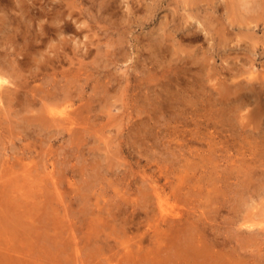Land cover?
Here are the masks:
<instances>
[{"label": "rangeland", "instance_id": "obj_1", "mask_svg": "<svg viewBox=\"0 0 264 264\" xmlns=\"http://www.w3.org/2000/svg\"><path fill=\"white\" fill-rule=\"evenodd\" d=\"M80 1L77 0V4L82 7L86 5L87 7L84 6L83 8L88 13L84 16V22L81 23L84 27L81 26L83 30L77 26L78 24H74L76 26L73 27L72 31L64 32L63 35L65 37L68 38L69 36V41L66 44V46L68 45L67 50H70L69 52L73 55L74 52L84 45V41L89 42L102 36L100 43L104 47H101V52L104 50L103 56L100 52L98 55L94 54V56L91 55L83 59L82 62L84 63L80 71L82 73L81 77L74 76L73 78V73L66 75L65 78L61 73H47L46 77L44 76L31 83L37 88L52 89L50 91L60 94L64 90H68L75 95V103L67 109L73 110L79 107L81 110L83 108V113L81 112L80 114L84 118L82 124L75 126L82 132L76 134L74 130L63 129V131L55 127H46L41 130L36 126L27 128L25 131V122L22 119V114L18 116L10 115L9 117L0 113V122H2L0 129L3 132L1 140L5 142L3 144L0 140V169L4 170L3 175L7 179L5 180L2 177V180L7 183H2L0 196V216L3 215L5 221L4 227L1 226L0 232L2 234H0V259L6 257L11 264H158L159 262V264H164L166 257L174 254V259L171 260L172 262L170 261L171 264H264V91L259 96L261 98L259 99L260 101L253 103L251 100H254L255 97L254 95L252 97L248 95L251 93V89L247 91V85L244 84L251 86L254 91L261 89L260 83L264 76V52L259 48V45H262V41H264V26H262L264 24H261L260 28L255 27L254 33L248 28H234L233 31L226 30V34H224L226 36L222 35L226 39H222L215 28L222 29L229 22L225 18L227 17V9L225 10V7L228 8V0L212 1L214 6L212 5L211 10L215 14L214 24L217 26L213 29L214 31L209 32V34L211 33L210 35L206 30L200 28V26L203 27L200 23V14L203 17L204 11L191 10L183 0H144L143 11L129 8L126 0H122L124 2L116 0V3L115 0H112L111 3L113 5L109 6L108 12H103L105 16L97 4H92L90 0H83L82 3ZM261 2L262 6H264V0H261ZM262 6L258 8L259 11L256 8L258 12L255 15L257 17L261 16V13L262 15L264 14V7ZM191 12L195 15L194 19L189 16ZM1 13L0 17L2 16ZM173 16L176 23H181L179 24L180 26L189 24V28L185 26V29L177 30V33L171 32L173 36L176 34L175 38L167 31V36L171 38L163 40L165 42L163 44L165 50L161 55L157 56L154 52L151 53L150 37L157 35L156 33H160L161 30L162 32L165 31L166 29L164 28H158L164 27L168 21L169 23L171 22L169 28L174 31L175 22L172 20ZM216 18L220 20L218 21ZM140 20L148 21L147 25L139 24ZM0 21L2 22H0V28L2 27L0 32V52L5 54L6 57H10L13 56L11 53L15 46L10 39H12L11 36L14 34L8 35V17H6L5 22L3 20ZM220 21H222V25ZM93 25H97V27L92 28ZM10 27L12 26L10 25ZM188 29H192L193 33L185 34L184 32ZM91 31L93 32L92 35ZM194 31H197L201 36L195 35ZM244 31H246V34ZM99 32H104V36L101 35L102 33L99 35ZM229 32L230 34L227 35ZM1 33L3 35L7 33V37ZM231 35L233 38L239 39L236 41L232 39ZM247 35L249 36L247 37ZM54 37L51 46L55 45L61 38L59 36L56 39L55 35ZM2 38L6 39V41ZM172 38L175 40L168 43V41H172ZM75 39H80L79 41L82 44L77 45L79 41ZM230 39L232 42H230ZM240 39L241 41H239ZM1 42L4 44H1ZM253 45L255 47H251ZM137 47L142 50V55H139L141 51H136ZM169 50H172V52H169ZM123 54L126 56H123ZM245 57L249 58V60ZM73 61L74 63H70L66 60L64 67L74 68L79 65L76 64L77 60L73 59ZM91 62L92 64H90ZM179 66L181 69H179ZM236 68L239 69V72L236 71ZM253 69L254 71L251 72ZM146 70L150 74H147ZM142 71L145 73H142ZM156 74L158 75L156 76ZM169 75L170 77H168ZM126 77H129L127 86L124 80ZM184 77L187 79H184ZM221 80L222 82H220ZM45 81L48 82L46 83ZM201 81L204 83L201 84ZM228 81L230 83L226 84ZM233 82L235 85H231L234 84ZM237 82L243 83L245 88H241L244 85L240 84V87ZM119 84L122 85L120 89ZM182 84L188 85L183 86ZM223 84H225L224 87H222ZM164 85L167 87H164ZM189 85L190 87L193 86L190 90L188 89ZM152 86L154 87L152 88ZM198 86H201V88L199 89ZM219 86L220 88H218ZM225 88L230 89V91L227 89L226 92ZM180 90H182L181 95L179 93ZM183 90L187 92L184 93ZM188 91L193 92L189 94L190 92ZM247 92H249L248 96L246 95ZM76 93L78 96H76ZM209 93L213 95H209ZM237 93L242 95L239 101L236 100ZM167 94L171 96L169 97ZM166 98L168 99L166 100ZM181 98L188 99L186 104L185 100ZM221 98L223 99L221 100ZM232 99H235V101ZM187 102L190 103V106L187 105ZM209 102L214 103V105L209 107ZM240 102L241 104L243 102L242 105L245 108ZM237 103H239L240 107L239 105L237 106ZM182 104L183 106H181ZM226 105L228 108L225 107ZM245 105L249 106L250 109L248 108V110ZM62 107L60 106L59 108ZM211 107L213 110L210 109ZM229 107H232V109ZM251 108L252 110L256 108L255 112ZM202 109L205 110V113ZM226 109L229 112L224 111ZM230 110L238 112H233L234 118L230 117L233 114ZM228 113L230 114L229 116ZM216 115L219 117H216ZM243 120L246 123L249 120L251 122H249L250 125L242 122ZM253 123L254 125H252ZM33 132L37 134L35 135ZM78 134L82 136L79 138ZM47 136H50L49 141ZM32 164L35 168H33ZM193 175L194 178H192ZM187 176L190 177L187 178ZM45 177L46 179H44ZM202 177L206 181L202 180ZM179 179H182L183 185H181L182 183L180 184V181L178 182ZM207 181H210V183ZM214 181L217 183L215 184L216 186L213 184ZM29 182L36 184V187ZM207 183L209 184L207 185ZM51 185L52 187H50ZM182 186L184 188L188 187V189L185 190ZM210 186L213 188H210ZM12 187L14 190L11 189ZM141 187L144 190H139L138 192ZM55 189H58V191ZM148 189L151 193L154 191L153 196L148 192ZM156 192L164 197L162 198V207L159 206ZM3 193L5 194L3 195ZM11 194H13V198H10ZM23 195L26 196L23 197ZM59 195L62 196L59 197ZM190 195H192V199ZM227 196L236 205L234 207H238L237 212L235 211L236 209H233L234 207H229L231 199L230 201L226 200ZM237 198L239 201H236ZM123 200L126 202L124 203ZM144 200L148 204L144 205ZM45 204H47V208ZM123 206L126 207L124 208ZM29 207L37 218L31 219L28 217L26 211H29ZM46 210L48 211L46 212ZM162 210H164L165 214L167 213V216H165L166 221H162L164 216ZM201 212L202 214H198ZM231 212H234L233 215ZM177 213L178 215H176ZM124 216L129 219L126 220L127 218ZM178 216L181 217L179 218ZM15 219L18 224L14 222ZM203 219L204 221H202ZM28 220L33 221L35 227H32V230L34 229V231L30 230V232H27V236L25 233L23 235L19 234V237L14 235V230L19 228L22 231L23 228L21 226ZM124 220H126V224H124ZM173 220H176L182 229L185 227L180 232L181 234H178V236H181V238L179 237L180 240H172L175 245H173V242L167 241V239H172V236L168 235L169 233L165 235L169 226L168 223ZM45 221H50V224ZM250 223L254 224L253 228ZM230 224H232V227ZM249 224L250 226H248ZM133 225H137V227ZM199 226L203 227L200 228ZM247 226L252 229L247 228ZM70 227L71 229L73 228V232ZM124 227L126 230L123 229ZM193 227L198 229L192 232ZM253 230L255 231L252 232ZM43 231L45 235L47 234L46 237ZM229 233L234 234H232L233 236L231 235L233 238ZM203 235L205 236L203 237ZM228 235L229 239L232 238L234 241H231V239L229 241ZM191 238L193 239L192 246L188 242V240L191 241ZM41 239L42 241H40ZM216 243L221 246L216 245ZM14 244L18 248L15 250L16 252L13 251ZM231 245H237L239 249H237L238 247H231ZM30 246L31 249H29ZM180 247L184 248L182 255L178 252ZM198 247L200 248L199 251H197ZM54 248H57V251ZM177 252L180 255H177ZM194 255H196V259Z\"/></svg>", "mask_w": 264, "mask_h": 264}, {"label": "bare ground", "instance_id": "obj_2", "mask_svg": "<svg viewBox=\"0 0 264 264\" xmlns=\"http://www.w3.org/2000/svg\"><path fill=\"white\" fill-rule=\"evenodd\" d=\"M90 1H92V4H97L98 6H99V8L102 10V14H103V12H108V10H109V6H112L113 4L111 3V1L112 0H90ZM122 1V0H121ZM127 1V6L129 7V8H132V9H134V10H142V9H144V0H126ZM187 5H188V7L191 9V10H194V9H197V10H201V12L202 11H204V14H203V17H201V14H200V23L202 24V26L203 27H201L200 26V28H203L204 30H206V32H208V34H209V32H211L216 26H215V24H214V18H215V14H213L212 13V10H211V8H212V5H213V3H212V1H214V0H183ZM225 1V0H224ZM83 2V0H81L80 1V3H82ZM122 2H124V1H122ZM216 2V1H215ZM214 2V3H215ZM115 3H116V0H115ZM221 3V2H220ZM224 3H226V2H224ZM228 8H226L225 7V10L227 9V17H225L226 19H228L229 20V22L227 21V20H225V21H227L228 22V24H224L225 26H223L222 27V29H219L218 27L217 28H215V30H217L218 31V34L221 36V38L222 39H226V37H224V36H226V35H224V34H226V30H229V31H233V29L234 28H245V29H250V30H252V32L254 33V30H255V27H259L260 28V26H261V24H264V14L262 15V13H261V16L259 15V17H257L255 14H256V12H258L259 11V7H261L262 6V2H261V0H228ZM119 4H120V2H119ZM118 4V5H119ZM118 5H117V7H118ZM84 6H86V5H83V7ZM154 6V5H153ZM214 6V5H213ZM223 6V5H222ZM224 6H226V5H224ZM82 6H80L79 4H77V0H0V12H2L1 14H2V16L4 15V17H0L1 19L0 20H3L4 22L6 21V17H8V20H9V27H7V28H9V34L8 35H12V34H14V35H12L11 37H12V39H10L11 40V43L13 44V45H15L14 47H13V52L11 53V54H13V56H10V57H6L5 56V54H3L2 52H0V108H1V110H0V113H2V114H4V115H6V116H9L10 117V115H16V116H18V115H21L22 114V119L24 120V122H25V125H24V129H25V131H26V129L27 128H32V126H36V127H39V129H44V128H46V127H55V128H60V129H68V130H74V131H76V134L77 133H79V132H82L81 130H79L78 128H76L78 125H80V124H82V120L84 119V118H82V116L80 115L81 114V112L83 113V108L80 110V108L79 107H76L77 109H73V110H70V109H67V108H70L71 106H73V104L75 103V101H76V98H75V95H73L70 91H68V90H64V92L62 93L61 92V94L60 93H56V92H52V91H50V90H52V89H50V90H48V89H41V88H37V86H35L33 83H31L32 81H35V80H37V79H41V78H43L45 75H47V73L49 74V73H54V74H58V73H61L63 76H64V78H65V76L66 75H68V74H70V73H73V78H74V76H80L82 73L80 72L81 70H82V65H83V63L84 62H82L83 61V59H85L86 57H88V56H91V55H93L94 56V54L95 55H98L100 52H101V47H103V46H101V40H100V38H102V36L98 39H95V40H90L89 42H87V41H84L83 43H84V45L79 49V50H77L76 52H74V54L73 55H71V53L69 52L70 50H67V46H66V44L68 43V41H69V36H68V38L67 37H65L63 34H64V32H70V31H72L73 30V27H75L74 26V24H78L77 26L79 27V28H81L82 30H83V26H82V22H84V16H86L87 15V13L88 12H85V10H84V8H83ZM87 7V6H86ZM219 7H221V5H219ZM262 7H264V6H262ZM76 8V9H75ZM222 8V7H221ZM256 8L258 9V11L256 10ZM117 9V8H116ZM115 10V9H114ZM97 11V10H96ZM143 11V10H142ZM144 11H146V10H144ZM214 11V10H213ZM153 12V11H152ZM216 12V11H215ZM263 12V11H262ZM148 13V12H147ZM101 14V13H100ZM137 14V13H136ZM152 14V13H151ZM196 14V13H195ZM104 15V14H103ZM114 15V14H113ZM112 15V16H113ZM101 16V15H100ZM105 16V15H104ZM191 18H195V15L191 12V14L189 15ZM225 16V15H224ZM95 17V16H94ZM103 17V16H102ZM125 17V16H124ZM138 17V16H137ZM147 17V16H146ZM145 17V18H146ZM169 17V16H168ZM198 17H199V15H198ZM217 17V16H216ZM104 18V17H103ZM186 18H188V17H186ZM202 18V19H201ZM129 19V18H128ZM146 19H148V18H146ZM224 19V18H223ZM118 20V19H117ZM123 20V19H122ZM172 20L175 22V25H174V31L171 29V28H169L170 26H169V24L171 23H169V21L168 22H166V24H165V26L164 27H160L159 25V27L160 28H158V29H166L165 31H163L162 32V30H161V32L159 33H156L157 35H155V36H151L150 37V40H149V42H150V47L152 48V50H151V53H155L157 56L158 55H161V53L165 50L164 49V46H163V44L165 43V42H163V40H167V39H169V38H171V37H168L167 36V31H168V33H170L171 34V32H175V33H177V30H180L181 31V29H185V26H187V28H189V24L187 25V24H185V26H183V25H179V24H181V23H176V20H175V18H174V16H173V18H172ZM185 20V19H184ZM216 20H220L219 18H216ZM152 21V20H151ZM161 21V20H160ZM166 21V20H165ZM196 21V20H195ZM256 21V22H255ZM1 22V21H0ZM125 22H126V20H125ZM147 22L148 21H145V20H140V22H139V24H141V25H147ZM159 22V21H158ZM162 22V21H161ZM255 22V24L254 25H252V23H254ZM2 23V22H1ZM96 23V22H95ZM100 23V22H99ZM123 23V22H122ZM160 23V22H159ZM189 23V22H188ZM220 23H221V25H222V21H220ZM4 24V23H3ZM158 24V23H157ZM200 24V25H201ZM7 25V24H6ZM10 25L12 26V27H10ZM89 25H90V23H89ZM98 25V24H97ZM97 25H93L92 26V28H95V27H97ZM150 25V24H149ZM160 25L162 26V24L160 23ZM195 25V24H194ZM219 25V24H218ZM5 26V25H4ZM83 28H82V27ZM157 26V27H158ZM193 26V25H192ZM262 26H264V25H262ZM86 27V26H85ZM98 27H100V26H98ZM141 27V26H140ZM2 28V27H1ZM1 28H0V32H1ZM105 29H107V28H105ZM75 30V29H74ZM91 30V29H90ZM197 30V29H196ZM256 30H259V29H256ZM5 31V30H4ZM154 31V30H153ZM156 31H158V30H156ZM214 31V30H213ZM242 31V30H241ZM6 32V31H5ZM90 32V31H89ZM95 32V31H94ZM118 32V31H117ZM179 32V31H178ZM246 31H244V33H245ZM264 32V31H263ZM100 33H102V32H99V35H100ZM104 33V32H103ZM101 34V35H103L104 36V34ZM174 33V34H175ZM183 33V32H182ZM182 33H180V34H182ZM185 34H187V35H189L190 33H193V31H192V29H188L187 31H185L184 32ZM194 33H195V35H199L198 33H197V31H194ZM243 33V32H242ZM2 34V33H1ZM5 34V33H4ZM7 34V33H6ZM3 35V36H6L7 37V35ZM68 34V33H67ZM93 34V32L91 31V35ZM211 34V33H210ZM209 34V35H210ZM216 34V33H215ZM230 34V32L227 34V35H229ZM232 34V33H231ZM246 34V33H245ZM255 34H256V32H255ZM54 35L56 36V39L57 38H59V36H61V38L59 39V41L54 45L53 44V46H51V44H52V42H53V37H54ZM97 35V34H96ZM95 35V36H96ZM98 35V36H99ZM164 35H166V36H164ZM172 35V34H171ZM184 35V34H183ZM222 35H224V36H222ZM234 35V34H233ZM257 35V34H256ZM3 36H1V37H3ZM175 36H176V34H175ZM175 36H173L172 35V37H174L175 38ZM199 36H201V35H199ZM211 36H213V35H211ZM215 36V35H214ZM240 36V35H239ZM241 36H242V34H241ZM249 35H247V37H248ZM121 37V36H120ZM198 37V36H197ZM203 37V36H202ZM206 37H207V35H206ZM209 37V36H208ZM231 37H232V35H231ZM256 37V36H255ZM255 37H253V38H255ZM264 37V36H263ZM4 38V37H3ZM2 38V39H3ZM55 38V37H54ZM134 38V37H133ZM148 38V37H147ZM178 38V37H177ZM201 38V37H200ZM205 38V37H204ZM210 38V37H209ZM219 38V37H218ZM217 38V39H218ZM251 38V37H250ZM258 38V37H257ZM1 39V38H0ZM8 40H9V38H7ZM71 39V38H70ZM74 39V38H73ZM149 39V38H148ZM180 39V38H179ZM232 39H234V40H238L239 38H233L232 37ZM4 41H6V39H3ZM75 40H78V39H75ZM80 40V39H79ZM78 40V41H79ZM113 40V39H112ZM118 40H120V39H118ZM175 40V39H174ZM173 40V38H172V41H168V43L170 42H173L174 41ZM252 40V39H251ZM254 40V39H253ZM260 40H261V38H260ZM264 40V39H263ZM73 41V40H72ZM103 41H105V40H103ZM102 41V42H103ZM239 41H241V39L239 40ZM256 41V40H255ZM8 42V41H7ZM74 42V41H73ZM77 42V41H76ZM81 41H79V43H77V45L78 44H82V43H80ZM121 42V41H120ZM137 43H138V41H136ZM230 42H232V40L230 39ZM246 42V41H245ZM257 42V41H256ZM256 42H254V43H256ZM263 43H262V45H259V48H261L262 49V51L264 52V41H262ZM75 43V42H74ZM221 43V42H220ZM236 43V42H235ZM239 43V42H238ZM247 43V42H246ZM245 43V44H246ZM261 43V42H260ZM1 44H4L3 42H1ZM10 44V43H9ZM71 44V43H70ZM76 44V43H75ZM234 44V43H233ZM253 44V43H252ZM51 46V48H50V46ZM73 46H74V44H72ZM122 45V44H121ZM135 45H136V43H135ZM138 45V44H137ZM172 45V44H171ZM225 45V44H224ZM238 45V44H237ZM247 45L249 46V44L247 43ZM10 46V48H11V44L9 45ZM176 46V45H175ZM195 46V45H194ZM227 46V45H226ZM225 46V47H226ZM232 46V45H231ZM247 46V47H248ZM251 47H255L254 45L253 46H251ZM69 48V47H68ZM104 48V47H103ZM176 48H177V46H176ZM175 48V49H176ZM249 48V47H248ZM70 49V48H69ZM73 49V48H72ZM174 49V48H173ZM182 49V48H181ZM184 49V48H183ZM201 49V48H200ZM106 50H107V48H106ZM106 50H105V52H106ZM116 50V49H115ZM192 50V49H191ZM256 50V49H255ZM254 50V51H255ZM12 51V50H11ZM103 52H101L100 54L103 56V54L102 53H104V50H102ZM136 51H141L140 53H139V55H142L143 54V52H142V50L140 49V47H137V50ZM203 51V50H202ZM169 52H172V50H169ZM168 52V53H169ZM181 52V51H180ZM187 52V51H186ZM235 52V51H234ZM239 52V51H238ZM237 52V53H238ZM243 52V51H242ZM260 52V51H259ZM263 52H262V54H263ZM113 53H115V52H113ZM121 53V52H120ZM124 53V52H123ZM184 53V52H183ZM187 53H189V52H187ZM241 53V52H240ZM106 54V53H105ZM118 54H119V52H118ZM201 54H202V52H201ZM204 54V53H203ZM235 54H236V52H235ZM234 54V55H235ZM242 54V53H241ZM260 54V53H259ZM8 55V54H7ZM10 55V54H9ZM120 55H122V54H120ZM125 54H123V56H124ZM208 55V54H207ZM228 55V54H227ZM244 55V54H243ZM264 55V54H263ZM20 56H22V57H20ZM119 56V55H118ZM126 56V55H125ZM200 56H202V55H200ZM239 56H241V55H239ZM251 56V55H250ZM97 57V56H96ZM95 57V58H96ZM120 57V56H119ZM132 57V56H131ZM183 57H185V56H183ZM188 57V56H187ZM254 57V56H253ZM102 58V57H101ZM100 58V59H101ZM121 58V57H120ZM126 58V57H125ZM222 58V57H221ZM230 58V57H229ZM235 58H237V57H235ZM245 58H247V57H245ZM255 58V57H254ZM73 59L76 61V64H79V65H77L76 67H74V68H72V67H67V68H65L64 67V63L66 62V60L67 61H69L70 63H74V61H73ZM98 59H99V57H98ZM144 59V58H143ZM224 59H226L225 57H224ZM248 60H249V58H247ZM252 59V58H251ZM90 60V59H89ZM97 60V59H96ZM109 60V59H108ZM119 60V59H118ZM149 60V59H148ZM153 60V59H152ZM151 60V61H152ZM188 60V59H187ZM247 60V61H248ZM86 61V60H85ZM92 61V60H91ZM100 61V60H99ZM204 61V60H203ZM207 61V60H206ZM205 61V62H206ZM240 61V60H239ZM101 62V61H100ZM152 62H154V61H152ZM250 62H252V61H250ZM102 63V62H101ZM207 63V62H206ZM243 63H244V61H243ZM90 64H92V62L90 63ZM103 64V63H102ZM162 64H163V62H162ZM232 64V63H231ZM246 64V63H245ZM249 64V63H248ZM49 65H51V66H49ZM165 65V64H164ZM68 66V65H67ZM162 66V65H161ZM174 66V65H173ZM226 66V65H225ZM102 67V66H101ZM163 67V66H162ZM176 67V66H175ZM180 67V66H179ZM253 67V66H252ZM90 68V67H89ZM106 68V67H105ZM158 68V67H157ZM164 68V67H163ZM250 68V67H249ZM91 69H92V67H91ZM179 69H181V67L179 68ZM184 69H186V68H184ZM208 69V68H207ZM229 69V68H228ZM237 69V68H236ZM246 69H248V68H246ZM46 70V71H45ZM51 70V71H50ZM87 70V69H86ZM130 70V69H129ZM175 70V69H174ZM239 69H237L236 71L237 72H239L238 71ZM257 70V69H256ZM260 70V69H259ZM145 71V70H144ZM170 71V70H169ZM181 71V70H180ZM189 71H191V70H189ZM189 71H188V73H189ZM247 71V70H246ZM245 71V72H246ZM249 71V70H248ZM254 71V69L251 71V72H253ZM261 71V70H260ZM87 72H88V70H87ZM146 72H147V74H150V72L148 71V70H146ZM172 72H173V70H172ZM175 72V71H174ZM179 72V71H178ZM199 72V71H198ZM201 72V71H200ZM199 72V73H200ZM230 72H231V70H230ZM142 73H145V72H143L142 71ZM166 73V72H165ZM186 73V72H185ZM202 73V72H201ZM240 73H242V72H240ZM255 73V72H254ZM261 73V72H260ZM264 73V72H263ZM234 74V73H233ZM258 74V73H257ZM262 74V73H261ZM260 74V75H261ZM88 75V74H87ZM90 75V74H89ZM158 74H156V76H157ZM179 75V74H178ZM186 75V74H185ZM249 76H250V74H248ZM91 76V75H90ZM109 76V75H108ZM173 76V75H172ZM190 76H192V75H190ZM258 76V75H257ZM46 77V76H45ZM71 77V76H70ZM81 77V76H80ZM105 77V76H104ZM162 77V76H161ZM168 77H170V75L168 76ZM260 77V76H259ZM50 78V77H49ZM86 78V77H85ZM105 78H108V77H105ZM151 78V77H150ZM177 78V77H176ZM186 77H184V79H185ZM251 78V77H250ZM70 79V78H69ZM82 79V78H81ZM87 79V78H86ZM85 79V80H86ZM116 79H117V77H116ZM118 79H120V78H118ZM168 79V78H167ZM173 79V78H172ZM183 79V78H182ZM187 79V78H186ZM219 79V78H218ZM73 80V79H72ZM75 80V79H74ZM77 80V79H76ZM84 80V79H83ZM101 80V79H100ZM103 80V79H102ZM125 84H126V86H127V81L129 80V77H126L125 79ZM158 80V79H157ZM162 80V79H161ZM174 80H176V79H174ZM191 80V79H190ZM204 80V79H203ZM220 80V79H219ZM257 80V79H256ZM261 80V79H260ZM79 81H81V80H79ZM90 81V80H89ZM95 81H97V80H95ZM123 81V80H122ZM121 81V82H122ZM163 81V80H162ZM195 81V80H194ZM206 81V80H205ZM46 82V81H45ZM48 82V81H47ZM46 82V83H47ZM167 82V81H166ZM166 82H164V83H166ZM178 82V81H177ZM181 82V81H180ZM219 82V81H218ZM218 82H217V84H218ZM220 82H222V80L220 81ZM219 82V83H220ZM254 82H256V81H254ZM84 83H85V81H84ZM98 83V82H97ZM163 83V82H162ZM168 83V82H167ZM186 83V82H185ZM196 83H198V82H196ZM202 83H204V82H202L201 81V84ZM230 82L228 81V83H226V84H229ZM234 83V82H233ZM239 85L241 84V85H247V87H246V89H247V91H248V89L250 90L251 89V93H249V92H247L246 93V95L248 94V95H251V97L254 95V100L252 99L251 100V102H256V101H258L259 99H261L259 96H260V94H261V92L262 91H264V76L262 77V80H261V89H259V91H254L253 90V88H251V86H249L248 84H246V83H239V82H237ZM36 84V83H35ZM121 84V83H120ZM119 84V85H120ZM200 84V83H199ZM198 84V85H199ZM37 85V84H36ZM43 85V84H42ZM114 85V84H113ZM112 85V86H113ZM140 85V84H139ZM143 85V84H142ZM141 85V86H142ZM163 85V84H162ZM167 86H168V84H166ZM174 85V84H173ZM178 86H179V84H177ZM183 85V84H182ZM188 84H186V85H183V86H187ZM215 85V84H214ZM220 85V84H219ZM231 85H235V83L234 84H231ZM241 85H240V87H241ZM245 85H244V87L242 86L241 88H245ZM251 85V84H250ZM56 86V85H55ZM122 85H120V87H119V89L120 88H122L121 87ZM125 86V87H126ZM159 86H161V85H159ZM167 86H165L164 85V87H167ZM225 86V84H223L222 85V87H224ZM230 86V85H229ZM249 86V87H248ZM259 86V85H258ZM51 87V86H50ZM154 86H152V88H153ZM177 87V86H176ZM189 88V90L193 87V86H191L190 87V85L188 86ZM199 87V86H198ZM197 87V88H198ZM203 87V86H202ZM52 88V87H51ZM105 88V87H104ZM109 88V87H108ZM113 88H114V86H113ZM152 88H150L151 90H152ZM174 88V87H173ZM201 88V86L199 87V89ZM204 88V87H203ZM202 88V89H203ZM218 88H220V86L218 87ZM58 89V88H57ZM157 89V88H156ZM162 89V88H161ZM177 89V88H176ZM198 89V90H199ZM223 89V88H222ZM226 89V88H225ZM228 89V88H227ZM227 89H226V92H227ZM233 89V88H232ZM256 89V88H255ZM159 90V89H158ZM165 90V89H164ZM205 90V89H204ZM204 90H202V91H204ZM236 90V89H235ZM60 91V90H59ZM63 91V90H62ZM73 91V90H72ZM169 91V90H168ZM167 91V92H168ZM178 91V90H177ZM223 91H224V89H223ZM228 91H230V89H228ZM237 91V90H236ZM235 91V92H236ZM244 91V90H243ZM181 92H182V90H180L179 91V93H180V95H181ZM183 92H184V90H183ZM185 92H187V91H185ZM184 92V93H185ZM188 92H190L189 94H191L192 92L191 91H188ZM235 92H234V94H235ZM255 92V93H254ZM168 93H171V92H168ZM177 93V92H176ZM195 93V92H194ZM198 93H199V91H198ZM221 93V92H220ZM229 93H231V92H229ZM71 94V95H70ZM77 94V93H76ZM165 94V93H164ZM183 94V93H182ZM202 94V93H201ZM211 93H209V95H210ZM168 95V94H167ZM179 95V94H178ZM199 95V94H198ZM211 95H213V94H211ZM221 95H223V94H221ZM226 96H228L227 94H225ZM247 95V96H248ZM76 96H78V94L76 95ZM153 96H154V93H153ZM169 97L171 96V95H168ZM175 96V95H174ZM200 96V95H199ZM198 96V97H199ZM100 97V96H99ZM165 97H166V95H165ZM165 97H163V98H165ZM179 97V96H178ZM184 97V96H183ZM187 97H189V96H187ZM186 97V98H187ZM206 97V96H205ZM232 97V96H231ZM185 98V97H184ZM183 98V99H184ZM207 98V97H206ZM219 98V97H218ZM242 98V95L241 94H239V93H237L236 94V100H240ZM249 98V97H248ZM264 98V97H263ZM162 99V98H161ZM168 98H166V100H167ZM169 99H173V98H169ZM182 99V98H181ZM182 99V100H183ZM223 98H221V100H222ZM247 99V98H246ZM174 100H175V98H174ZM185 100V99H184ZM186 100H188V99H186ZM186 100L184 101L185 102V104H186ZM199 100V99H198ZM207 100V99H206ZM206 100H205V102H206ZM208 100H210V99H208ZM207 100V101H208ZM233 100V99H232ZM243 100V99H242ZM241 100V101H242ZM94 101V100H93ZM194 101V100H193ZM200 101V100H199ZM211 101V100H210ZM217 101V100H216ZM233 101H235V99L233 100ZM260 101V100H259ZM171 102V101H170ZM189 102H190V99H189ZM223 102H224V100H223ZM249 102V101H248ZM183 103V102H182ZM188 103V102H187ZM194 103H196L195 101H194ZM193 103V104H194ZM210 103V102H209ZM168 104V103H167ZM181 104V103H180ZM192 104V103H191ZM192 104V105H193ZM212 103H210V105H208L209 107L210 106H213L214 105V103L211 105ZM217 104V103H216ZM231 104H235V103H231ZM240 104H241V102H240ZM242 104H243V102H242ZM241 104V105H242ZM83 105V104H82ZM158 105V104H157ZM161 105H162V103H161ZM187 105H189L190 106V103H188ZM195 105V104H194ZM220 105H222V104H220ZM224 105V104H223ZM236 105V104H235ZM239 105V103H237V106ZM263 105H264V100H263ZM60 106H63L62 108H59ZM85 106V105H84ZM93 106V105H92ZM133 106V105H132ZM181 106H183V104L181 105ZM185 106V105H184ZM197 106H199V105H197ZM207 106V107H208ZM219 106V105H218ZM231 106H233V105H231ZM243 106V105H242ZM246 106V105H245ZM251 106V105H250ZM255 106H256V104H255ZM95 107V106H94ZM208 107V108H209ZM221 107V106H220ZM225 107H227V105L225 106ZM224 107V108H225ZM239 107H240V105H239ZM238 107V108H239ZM244 107V106H243ZM247 107V109L249 108V106H246ZM108 108V107H107ZM140 108V107H139ZM168 108V107H167ZM172 108V107H171ZM201 108V107H200ZM214 108V107H213ZM228 108V107H227ZM230 108V107H229ZM242 108V107H241ZM245 108V107H244ZM259 108V107H258ZM136 109V108H135ZM186 109V108H185ZM206 109V108H205ZM210 109H212V107L210 108ZM222 109H223V106H222ZM230 109H232V107L230 108ZM250 109V108H249ZM248 109V110H249ZM196 111H197V109H195ZM202 110H204V109H202ZM213 110V109H212ZM216 110V109H215ZM233 110H235L234 108H233ZM233 110H230L232 113L234 112ZM242 110V109H241ZM251 110H252V108H251ZM254 110V111H253ZM252 111L253 112H255V110H256V108L255 109H253ZM92 111V110H91ZM194 111V110H193ZM207 111H209V110H207ZM224 111H228V109H226V110H224ZM263 111V110H262ZM77 112V113H76ZM144 112V111H143ZM174 112V111H173ZM216 112V111H215ZM219 112V111H218ZM229 112V111H228ZM261 112V111H260ZM264 112V111H263ZM91 113H93V112H91ZM140 113V112H139ZM176 113V112H175ZM180 113V112H179ZM201 113H202V111H201ZM204 113H205V110H204ZM208 113V112H207ZM227 113V112H226ZM234 113H238V112H234ZM234 113L232 114V116H230L231 118L233 117L234 118ZM134 114H136V113H134ZM154 114V113H153ZM221 114H224V113H221ZM240 114V113H239ZM97 115V114H96ZM139 115V114H138ZM152 115V114H151ZM209 115H210V113H209ZM230 114L228 113V116H229ZM263 115V114H262ZM13 116V117H14ZM108 116V115H107ZM174 116V115H173ZM210 116H212V115H210ZM248 116V115H247ZM259 116H261V115H259ZM3 117V116H2ZM13 117H11V118H13ZM96 117H98V116H96ZM101 117V116H100ZM143 117V116H142ZM177 117H179V116H177ZM182 117V116H181ZM216 117H219V116H217L216 115ZM263 117V116H262ZM145 118H147L146 116H145ZM226 118V117H225ZM243 119H244V117H242ZM245 118H246V115H245ZM260 118V117H259ZM2 119V118H1ZM10 119V118H9ZM88 119H91V118H88ZM97 119V118H96ZM99 119V118H98ZM123 119V118H122ZM137 119H138V117H137ZM155 119V118H154ZM177 119V118H176ZM222 119V118H221ZM228 119V118H227ZM247 119V118H246ZM250 119V118H249ZM253 119V118H252ZM14 120V119H13ZM142 120H144V119H142ZM184 120V119H183ZM229 120H231L230 118H229ZM234 120V119H233ZM259 120V119H258ZM262 120V119H261ZM264 120V119H263ZM1 121V120H0ZM7 121V120H6ZM139 121V120H138ZM140 121H141V119H140ZM179 121V120H178ZM232 121V120H231ZM260 121V120H259ZM183 122V121H182ZM203 122V121H202ZM242 122H244L245 124H249V120L247 121V123H246V121H242ZM98 123V122H97ZM163 123V122H162ZM187 123V122H186ZM238 123V122H237ZM251 123V122H250ZM1 124H2V122H0V128H1ZM146 124V123H145ZM154 124V123H153ZM204 124V123H203ZM96 125V124H95ZM141 125H142V123H141ZM179 125V124H178ZM250 125V124H249ZM252 125H254V123L252 124ZM8 126V125H7ZM76 126V127H75ZM85 126V125H84ZM88 126V125H87ZM163 126V125H162ZM86 127V126H85ZM84 127V128H85ZM76 128V129H75ZM82 128V127H81ZM149 128V127H148ZM180 128V127H179ZM54 129V128H53ZM90 129V128H89ZM153 129H155V128H153ZM12 130H13V127H12ZM20 130V129H19ZM64 131V130H63ZM148 131V130H147ZM175 131V130H174ZM232 131V130H231ZM84 132H85V130H84ZM97 132V131H96ZM167 132V131H166ZM169 132V131H168ZM233 132V131H232ZM3 132H2V129H0V140L2 139V134ZM27 133V132H26ZM34 133V132H33ZM177 133V132H176ZM35 134V133H34ZM37 134V133H36ZM35 134V135H36ZM71 134V133H70ZM98 134V133H97ZM171 134V133H170ZM178 134H180V133H178ZM138 135V134H137ZM173 135V134H172ZM39 136V135H38ZM79 138L82 136V135H80V134H78L77 135ZM34 137H36V136H34ZM48 137V136H47ZM47 137H46V139H47ZM50 137V136H49ZM49 137H48V141H49ZM5 138V137H4ZM264 138V137H263ZM36 139H37V137H36ZM45 139V138H44ZM52 139V138H51ZM41 140H43V139H41ZM254 140H255V138H254ZM2 141V140H1ZM263 141V140H262ZM3 142V141H2ZM257 142H258V140H257ZM5 142H3V144H4ZM210 143V142H209ZM2 144V145H3ZM210 145V144H209ZM208 145V146H209ZM182 146V145H181ZM256 146V145H255ZM253 147V146H252ZM257 147V146H256ZM189 148V147H188ZM226 148V147H225ZM174 149V148H173ZM185 149V148H184ZM191 149V148H190ZM249 149V148H248ZM213 151V150H212ZM0 152H1V149H0ZM181 152V151H180ZM38 153V152H37ZM113 154V153H112ZM115 154V153H114ZM116 156V155H115ZM45 157V156H44ZM185 159V158H184ZM4 161V160H3ZM184 161V160H183ZM1 162V161H0ZM12 162V161H11ZM43 162V161H42ZM194 162V161H193ZM196 163V162H195ZM11 164V163H10ZM23 164V163H22ZM27 164V163H26ZM44 164V163H43ZM198 164V163H197ZM18 165V164H17ZM33 165V164H32ZM31 165V166H32ZM38 165H39V163H38ZM197 166V165H196ZM203 166V165H202ZM41 167V166H40ZM56 167V166H55ZM1 168V167H0ZM33 168H35L34 167V165H33ZM43 168V167H42ZM29 169H31V168H29ZM58 169V168H57ZM60 169V168H59ZM39 170V169H38ZM50 170H52V169H50ZM50 170H49V173H50ZM203 170V169H202ZM8 171V170H7ZM13 171V170H12ZM40 171V170H39ZM171 171V170H170ZM221 171V170H220ZM3 172H4V170L2 171L1 169H0V196H1V188H2V183L4 182H6V181H4V180H2V177H3V179H5V180H7L5 177H4V175H3ZM17 172V171H16ZM53 172V171H52ZM173 172V171H172ZM183 172V171H182ZM238 172V171H237ZM179 173L181 174V172L179 171ZM186 173V172H185ZM17 174H19V173H17ZM54 174H55V172H54ZM57 174L59 175V173L57 172ZM140 174H142V173H140ZM22 175V174H21ZM29 175V174H28ZM186 175V174H185ZM184 175V176H185ZM188 175V174H187ZM10 176V175H9ZM19 176V175H18ZM44 176V175H43ZM55 176V175H54ZM54 176H51V177H54ZM152 176V175H151ZM197 176V175H196ZM200 176V175H199ZM56 177V176H55ZM144 177V176H143ZM190 176H187V178H189ZM201 177V176H200ZM8 178V177H7ZM145 178V177H144ZM185 178H186V176H185ZM192 178H194V175L192 176ZM32 179V178H31ZM44 179H46V177L44 178ZM53 179V178H52ZM55 179V178H54ZM61 179V178H60ZM171 179V178H170ZM11 180V179H10ZM35 181H36V179H34ZM182 180V179H181ZM181 180L179 179L178 180V182L180 181V184L181 185H183V183L184 182H181ZM184 180V179H183ZM185 180H188V179H185ZM194 180V179H193ZM202 180H204V181H206L205 179H203V177H202ZM33 181V180H32ZM48 182H49V180H47ZM196 181H198V180H196ZM192 182V181H191ZM190 182V183H191ZM207 182H209L210 183V181H207ZM7 183V182H6ZM30 183V182H29ZM151 183V182H150ZM195 183V182H194ZM199 183V182H198ZM209 183H207V185L209 184ZM8 184H11V183H8ZM30 184H33L34 185V183H30ZM58 184V183H57ZM59 184H61V183H59ZM147 184H148V182H147ZM212 184V183H211ZM210 184V185H211ZM214 186H216L215 184H217L215 181H214ZM36 185V184H35ZM34 185V187H36ZM50 185V184H49ZM54 185H56V184H54ZM197 185V184H196ZM200 185V184H199ZM206 184H205V186H207ZM9 186V185H8ZM145 186H146V184H145ZM188 186V185H187ZM229 186V185H228ZM233 186V185H232ZM11 187V186H10ZM28 187H30V186H28ZM50 187H52V185L50 186ZM57 187V186H56ZM179 187V186H178ZM178 187H177V190H178ZM183 187V186H182ZM202 187V186H201ZM224 187V186H223ZM226 187H227V185H226ZM230 187H231V185H230ZM58 188V187H57ZM154 188V187H153ZM176 188V187H175ZM184 188V187H183ZM200 188V187H199ZM210 188H213V187H211L210 186ZM209 188V189H210ZM233 188H234V186H233ZM11 189H13V187L11 188ZM22 189H23V187H22ZM38 189H39V187H38ZM54 189V188H53ZM150 189V188H149ZM149 189H148V192L149 193H151L150 191H149ZM157 189V188H156ZM182 189V188H181ZM185 190L186 189H188V187L187 188H184ZM216 189V188H215ZM217 189H218V186H217ZM4 190V189H3ZM14 190V189H13ZM26 190V189H25ZM25 190H24V192H25ZM55 190H57L58 191V189H55ZM139 190H144V189H142V187L140 188V189H138V192H139ZM146 190V189H145ZM171 190V189H170ZM191 190H193V189H191ZM224 190H225V188H224ZM30 191V190H29ZM60 191V190H59ZM153 191V190H152ZM156 191V190H155ZM172 191V190H171ZM210 191H213V190H210ZM215 191V190H214ZM221 191V190H220ZM240 191H242V190H240ZM5 192V191H4ZM7 192V191H6ZM43 192V191H42ZM143 192H145V191H143ZM143 192H141V193H143ZM186 192V191H185ZM189 192V191H188ZM191 192V191H190ZM193 192H195V191H193ZM232 192H233V190H232ZM16 193V192H15ZM22 193V192H21ZM48 193V192H47ZM50 193V192H49ZM62 193V192H61ZM153 193H154V191H153ZM153 193H151L152 194V196H153ZM157 194V199H158V202H159V206H163V199L162 198H164V197H162L158 192H156ZM174 193H176V192H174ZM197 193V192H196ZM205 193V192H204ZM222 193V192H221ZM5 193H3V195H4ZM44 194V193H43ZM42 194V195H43ZM184 194V193H183ZM189 194V193H188ZM217 194V193H216ZM215 194V195H216ZM53 195V194H52ZM155 195V194H154ZM197 195V194H196ZM200 195V194H199ZM213 195V194H212ZM223 195V194H222ZM221 195V196H222ZM226 195H227V193H226ZM238 195V194H237ZM13 196V194H11V197L10 198H13L12 197ZM22 196V195H21ZM26 196V195H25ZM24 195H23V197H25ZM62 195H59V197H61ZM144 196H146L145 194H144ZM187 196V195H186ZM189 196V195H188ZM225 196V195H224ZM240 196V195H239ZM51 197V196H50ZM185 197V196H184ZM190 197H191V199H192V195H190ZM199 197V196H198ZM205 197V196H204ZM217 197V196H216ZM230 197V196H229ZM15 198V197H14ZM46 198V197H45ZM145 198V197H144ZM151 198V197H150ZM155 198V197H154ZM179 198V197H178ZM195 198V197H194ZM203 198V197H202ZM213 198V197H212ZM227 198H228V196H227ZM226 198V200H228V201H230V199L228 198L227 199ZM235 198V197H234ZM239 198V197H238ZM236 199V201L238 200L239 201V199ZM3 199V198H2ZM21 199V198H20ZM46 199H48V198H46ZM54 199V198H53ZM60 199H62V198H60ZM59 199V200H60ZM65 199V198H64ZM151 199H153V198H151ZM199 199H200V197H199ZM219 200H220V198H218ZM222 199V198H221ZM8 200V199H7ZM10 200V199H9ZM43 200H45V199H43ZM49 200V199H48ZM147 200V199H146ZM156 200V199H155ZM155 200H153V201H155ZM198 200V199H197ZM214 200V199H213ZM224 200H225V198H224ZM4 201V200H3ZM27 201V200H26ZM47 201V200H46ZM124 201V203L126 202L125 200H123ZM152 201V202H153ZM194 201V200H193ZM201 201V200H200ZM234 201V200H233ZM18 202H19V200H18ZM17 202V203H18ZM39 202V201H38ZM41 202V201H40ZM129 202V201H128ZM144 202V205H146V203H147V201H146V203H145V200L143 201ZM217 202V201H216ZM232 203V205H230L231 203ZM228 204H229V207L230 206H232V207H234V206H236V205H234L233 204V202H232V199H231V201H230ZM11 203V202H10ZM24 203V202H23ZM29 203V202H28ZM37 203V202H36ZM50 203V202H49ZM62 203H63V201H62ZM130 203V202H129ZM52 204V203H51ZM133 204V203H132ZM138 204V203H137ZM148 204V203H147ZM197 204H198V202H197ZM40 205H42V204H40ZM56 205V204H55ZM141 205V204H140ZM143 205V204H142ZM36 206V205H35ZM47 206V204H45V207ZM68 206V205H67ZM130 206V205H129ZM149 206V205H148ZM203 206V205H202ZM210 206V205H209ZM221 206V205H220ZM42 207H43V205H42ZM48 207V206H47ZM46 207V208H47ZM65 207V206H64ZM121 207V206H120ZM124 207V206H123ZM126 207V206H125ZM124 207V208H125ZM153 207V206H152ZM151 207V208H152ZM215 207V206H214ZM41 208V207H40ZM59 208V207H58ZM217 208V207H216ZM237 208L238 207H234L233 209L237 212ZM38 209V208H37ZM49 209V208H48ZM121 210V209H120ZM123 210V209H122ZM153 210V209H152ZM210 210V209H209ZM212 210H214V209H212ZM217 210H219V209H217ZM231 210V209H230ZM229 210V211H230ZM239 210V209H238ZM34 211V210H33ZM36 211H38V210H36ZM48 210H46V212H47ZM70 211V210H69ZM189 211V210H188ZM193 211V210H192ZM206 211V210H205ZM208 211V210H207ZM215 211V210H214ZM234 211V212H235ZM52 213H53V211H51ZM125 212V211H124ZM127 212V211H126ZM233 212V213H234ZM239 212V211H238ZM36 213V212H35ZM204 213V212H203ZM210 213V212H209ZM232 213V212H231ZM233 213H232V215H233ZM26 214L28 215V217L29 218H31V219H35V218H37L36 216H35V214L32 212V210L30 209V207H29V211H26ZM55 214H57V212H55ZM59 214V213H58ZM65 214V213H64ZM162 214L164 215L163 216V219H162V221H166L167 219H165V216H167V213L165 214V212H164V210H162ZM173 214V213H172ZM180 214V213H179ZM188 214V213H187ZM198 214H202V212L201 213H198ZM239 214V213H238ZM15 215V214H14ZM27 215H26V217H27ZM158 215H160V214H158ZM176 215H178V213L176 214ZM203 215H205V214H203ZM211 215V214H210ZM64 216V215H63ZM128 216V215H127ZM127 216H124V217H126L127 219L126 220H128L129 218L127 217ZM130 216V215H129ZM137 216V215H136ZM148 216V215H147ZM175 216V215H174ZM194 216V215H193ZM199 216V215H198ZM144 217V216H143ZM156 217V216H155ZM154 217V218H155ZM177 217V216H176ZM179 217V216H178ZM181 217V216H180ZM179 217V218H180ZM185 217V216H184ZM197 217V216H196ZM204 217V216H203ZM202 217V218H203ZM134 218V217H133ZM188 218V217H187ZM234 218H236V217H234ZM39 219V218H38ZM114 219V218H113ZM124 219V218H123ZM130 219H131V217H130ZM136 219V218H135ZM144 219H145V217H144ZM185 219V218H184ZM184 219H182L183 221H184ZM201 219V218H200ZM206 219V218H205ZM230 219V218H229ZM239 219V218H238ZM126 220H124V224H126L125 223V221ZM146 220V219H145ZM207 220V219H206ZM12 221V220H11ZM42 221V220H41ZM129 221H132V220H129ZM147 221V220H146ZM178 221V220H177ZM197 221V220H196ZM195 221V222H196ZM199 221V220H198ZM202 221H204V219L202 220ZM201 221V222H202ZM232 221H233V219H232ZM231 221V222H232ZM4 217H3V215H1L0 216V232H1V229H2V227L1 226H3L4 227ZM14 222L15 223H17L18 224V222H17V220L15 219L14 220ZM43 222H44V220H43ZM47 224H50V221H45ZM133 222V221H132ZM137 222V221H136ZM156 222V221H155ZM192 222V221H191ZM227 222V221H226ZM37 223V222H36ZM164 223V222H163ZM189 223V222H188ZM237 223V222H236ZM135 224V223H134ZM141 224V223H140ZM147 224V223H146ZM192 224H194V223H192ZM199 224H201V223H199ZM251 224V223H250ZM250 224L248 225V226H250ZM43 225L44 226H46L44 223H43ZM42 225V226H43ZM53 225V224H52ZM96 225H98V223H96ZM131 225V224H130ZM137 225H139V224H137ZM137 225H133L134 227H137ZM153 225H154V223H153ZM168 228H167V231L165 232V235H166V233H169L168 235H171L172 236V239L170 238V240H168L167 239V241H169V242H173L172 240H174V239H179V237L181 238V236H178V234L180 233V232H182L184 229H185V227H184V229H182L178 224H177V222H176V220H173V221H171V223H168ZM231 225V227H232V224H230ZM254 224H251V227L253 226ZM62 226V225H61ZM100 226V225H99ZM124 226V225H123ZM132 226V227H133ZM179 226V227H178ZM184 226V225H183ZM247 226V228H250V229H252L251 227H248ZM6 227V226H5ZM11 227V226H10ZM19 227V226H18ZM22 228H23V230L21 231L19 228L16 230H14V232H15V234L14 235H17L18 237H19V234H22L23 235V233H25V235L27 236V232H30V230L31 231H34V229L32 230V227H35L34 225H33V221L32 220H28V221H26V222H24V224H23V226H21ZM54 227H56V226H54ZM126 227V226H125ZM125 227L123 228V229H125ZM130 227V226H129ZM200 228L201 227H203V226H199ZM243 227V226H242ZM245 227V226H244ZM149 228V227H148ZM190 228V227H189ZM195 227H193V229L191 230L192 232H193V230H196V229H198V228H196V229H194ZM199 228V229H200ZM70 229H71V227H70ZM73 229V228H72ZM72 229H71V231H72ZM127 229H129L128 227H127ZM235 229V228H234ZM10 230V229H9ZM13 230V229H12ZM19 230V231H18ZM126 230V229H125ZM124 230V231H125ZM3 231V230H2ZM21 231V232H20ZM35 231H37L36 229H35ZM123 231V232H124ZM129 231V230H128ZM131 231V230H130ZM201 231V230H200ZM204 231V230H203ZM255 230H253L252 232H254ZM262 231V230H261ZM73 232V231H72ZM195 232V231H194ZM206 232V231H205ZM243 232H244V230H243ZM242 232V233H243ZM251 232V231H250ZM251 232V233H252ZM258 232V231H257ZM263 232V231H262ZM4 233V232H3ZM7 233V232H6ZM32 233V232H31ZM42 233V232H41ZM43 233H44V231H43ZM58 233V232H57ZM184 233V232H183ZM1 234V233H0ZM30 234V233H29ZM181 234V233H180ZM185 234V233H184ZM202 234V233H201ZM209 234V233H208ZM233 233H229V235L231 236ZM258 234V233H257ZM262 234V233H261ZM2 235V234H1ZM47 235V234H46ZM46 235H45V233H44V236L46 237ZM54 235V234H53ZM58 235V234H57ZM188 235V234H187ZM229 235H228V239H229ZM234 235V234H233ZM232 235V236H233ZM249 235V234H248ZM248 235H246V236H248ZM7 236V235H6ZM33 236V235H32ZM36 236V235H35ZM42 236H43V234H42ZM72 236H73V234H72ZM170 236V237H171ZM185 236V235H184ZM198 236V235H197ZM202 236V235H201ZM205 235H203V237H204ZM227 236V235H226ZM231 236V237H232ZM239 236V235H238ZM250 236V235H249ZM39 237V236H38ZM56 237V236H55ZM75 237V236H74ZM164 237H166V236H164ZM175 237V238H174ZM202 237V238H203ZM237 237V236H236ZM250 237H253L252 235L250 236ZM260 237V236H259ZM8 238V237H7ZM9 238H11V237H9ZM33 238V237H32ZM62 238V237H61ZM78 238V237H77ZM76 238V239H77ZM195 238V237H194ZM210 238V237H209ZM224 238H225V236H224ZM224 238H222V239H224ZM233 238V237H232ZM232 238H230L231 239V241L233 240ZM55 239V238H54ZM74 239V238H73ZM184 239V238H183ZM182 239V240H183ZM189 239V238H188ZM219 239V238H218ZM230 239H229V241H230ZM248 239V238H247ZM253 239V238H252ZM255 239V238H254ZM44 240V239H43ZM57 240V239H56ZM61 240V239H60ZM64 240V239H63ZM180 240V239H179ZM192 238H191V241L190 240H188V242H190L189 244H191V246H192ZM210 240V239H209ZM225 240V239H224ZM243 240V239H242ZM40 241H42V239L40 240ZM53 241V240H52ZM59 241V240H58ZM65 241V240H64ZM64 241H63V243H64ZM75 241V240H74ZM73 241V242H74ZM78 241V240H77ZM119 241V240H118ZM166 241V240H165ZM175 241V240H174ZM208 241V240H207ZM222 241V240H221ZM234 241V240H233ZM245 241L248 243V241L245 239ZM250 241V240H249ZM255 241V240H254ZM2 242V241H1ZM56 242V241H55ZM239 242V241H238ZM242 242V241H241ZM245 242V243H246ZM23 243V242H22ZM65 243H66V241H65ZM76 243V242H75ZM165 243V242H164ZM174 243V242H173ZM185 243V242H184ZM183 243V244H184ZM205 243H208V242H205ZM225 243V242H224ZM232 243V242H231ZM235 243V242H234ZM246 243V244H247ZM47 244V243H46ZM72 244V243H71ZM78 244V243H77ZM110 244V243H109ZM136 244V243H135ZM166 244H167V242H166ZM182 244V245H183ZM186 244V243H185ZM198 244V243H197ZM200 244V243H199ZM214 244V243H213ZM251 244V243H250ZM5 245V244H4ZM10 245V244H9ZM48 245V244H47ZM50 245V244H49ZM137 245V244H136ZM173 245H175V243L173 244ZM177 245V244H176ZM207 245V244H206ZM216 245H220V244H217L216 243ZM244 245V244H243ZM11 246H12V244H11ZM60 246V245H59ZM58 246V247H59ZM164 246V245H163ZM221 246V245H220ZM227 246V245H226ZM234 246V245H233ZM232 245H231V247H233ZM241 246V245H240ZM249 246V245H248ZM53 247H54V245H53ZM56 247V246H55ZM71 247V246H70ZM77 247H78V245H77ZM132 247V246H131ZM194 247V246H193ZM204 247H205V245H204ZM207 247V246H206ZM219 247V246H218ZM234 247H238L237 245L236 246H234ZM246 247V246H245ZM1 248V247H0ZM6 248V247H5ZM112 248V247H111ZM211 248V247H210ZM215 248V247H214ZM16 249H18L17 248V246H15V244H14V247H13V251H15ZM29 249H31V246L29 247ZM55 249V248H54ZM57 249V248H56ZM55 249V250H56ZM61 249V248H60ZM156 249V248H155ZM158 249V248H157ZM191 249H193V248H191ZM213 249V248H212ZM237 249H239V247L237 248ZM136 250V249H135ZM200 250V248L198 247L197 248V251H199ZM214 250V249H213ZM18 251V250H17ZM57 251V250H56ZM137 251V250H136ZM135 251V252H136ZM139 251V250H138ZM167 251V250H166ZM183 251H184V248L183 247H180V250L178 251L181 255H182V253H183ZM193 251V250H192ZM221 251V250H220ZM16 252V251H15ZM131 252V251H130ZM134 252V251H133ZM141 252V251H140ZM139 252V253H140ZM177 252V255H180L179 253ZM202 252V251H201ZM217 252H219V251H217ZM39 253V252H38ZM17 254V253H16ZM22 254H24V253H22ZM40 254V253H39ZM38 254V255H39ZM76 254V253H75ZM164 254V253H163ZM127 255V254H126ZM141 255H142V253H141ZM174 254H171L170 256H168V257H166V259L164 260V264H171V260L172 259H174V256H173ZM175 255H176V253H175ZM191 255H193V254H191ZM21 256V255H20ZM24 256H26V255H24ZM32 256V255H31ZM124 256H125V254H124ZM153 256V255H152ZM195 256V259H196V255H194ZM221 256V255H220ZM223 256V255H222ZM229 256V255H228ZM44 257V256H43ZM158 257H160V256H158ZM180 257V256H179ZM198 257V256H197ZM226 257V256H225ZM224 257V259H226ZM28 258V257H27ZM47 258V257H46ZM79 258V257H78ZM130 258V257H129ZM137 258H138V255H137ZM187 258V257H186ZM41 259V258H40ZM43 259V258H42ZM131 259V258H130ZM151 259V258H150ZM155 259V258H154ZM148 260V259H147ZM158 260V259H157ZM16 261V260H15ZM14 261V262H15ZM33 261V260H32ZM171 261V262H170ZM152 262V261H151ZM155 262V261H154ZM184 262V261H183ZM18 263H20V262H18ZM28 263H30V262H28ZM32 263V262H31ZM132 263V262H131ZM160 263V262H159ZM158 263V264H159ZM174 263V262H173ZM0 264H11L10 263V261L6 258V257H3V258H1L0 259ZM125 264V263H124ZM133 264V263H132ZM135 264V263H134ZM196 264H201V263H196ZM203 264V263H202Z\"/></svg>", "mask_w": 264, "mask_h": 264}]
</instances>
